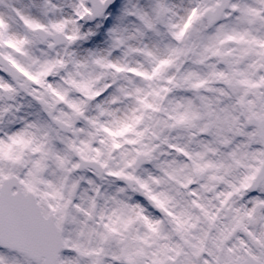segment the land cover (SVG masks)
Masks as SVG:
<instances>
[{"label":"snow or ice","instance_id":"1","mask_svg":"<svg viewBox=\"0 0 264 264\" xmlns=\"http://www.w3.org/2000/svg\"><path fill=\"white\" fill-rule=\"evenodd\" d=\"M256 3L264 7V0ZM92 5L93 16L104 20L103 26L96 25L99 36L88 33L94 37L93 43L107 30L113 47H126L124 55L144 58L161 78V87L153 89L151 81L156 77L133 70L146 85L128 81L130 87H120L113 96L114 103L121 97L143 103L147 90L153 95L165 91L210 94L185 97L161 124L165 131L158 135V141L179 160L155 161L156 172H146L139 178L121 175L140 191L139 204L120 203L121 209L137 212L145 232L156 237L155 244L147 236L138 237L154 248V258L147 264H264V151L252 150L253 145H264V29L255 31L256 26L264 25V12L249 0H193V8L204 15L190 39L185 40L183 28L192 9L180 23L176 18L166 21V30L162 31L146 8L132 9L124 0H92ZM0 8L6 9L0 11V49L7 43L28 62L36 63L23 47L29 41L14 33L21 26L33 30L41 25L15 7L14 0H0ZM154 12L160 17H175L174 9L163 0L155 5ZM130 16L151 33L148 39L152 43L145 42L138 48L126 45L121 25ZM94 62L105 65L102 59ZM51 66L52 62H41L39 72L33 75L25 71V75L39 83V77L47 75ZM13 67L23 71L13 55L0 52V73H7L6 77L0 75V89L11 88L10 81H15L49 116H54L51 106L21 82ZM210 81L222 86L208 87ZM147 107L155 110L150 104ZM193 129L199 137L208 139L195 134L168 135ZM53 145L40 159L31 161L22 175H5L0 167V264H87L82 257L94 255L70 238L65 227L78 226L80 220L75 213L86 215L85 210L79 204L73 208L72 204L53 202L59 189L49 179L45 160L51 156L50 168L64 170L60 149H72L63 138ZM153 149V144L142 145L136 166L143 165L145 158L151 159ZM166 183L174 185V191L163 187ZM197 184L198 189L191 190ZM185 196L190 199L181 198ZM137 254L145 253L140 249ZM128 264L137 262L129 256Z\"/></svg>","mask_w":264,"mask_h":264},{"label":"clouds","instance_id":"2","mask_svg":"<svg viewBox=\"0 0 264 264\" xmlns=\"http://www.w3.org/2000/svg\"><path fill=\"white\" fill-rule=\"evenodd\" d=\"M160 2L162 0H124L132 9L136 6L146 8L152 13L154 24L162 31L166 30V21L176 18V22L180 23L187 10L192 9L189 22L183 28L185 40L190 39L193 30L202 23L204 13L193 8V0H163L174 9L175 17L168 14L160 17L154 12L155 5ZM249 3L264 12V7L256 0H249ZM14 6L41 25V28L33 30L21 26L14 33L19 39L29 41L23 47L36 63L28 62L7 43L0 52L13 55L21 63L23 71L15 67L13 71L21 77L22 83L35 90L51 106L55 115L49 116L44 107L15 81H10L11 88L0 89V167L5 175H22L31 161L40 159L53 148L54 141L60 138L68 141L72 149H60L64 170L50 168L51 156L45 160V170L50 181L59 189V196L52 197L53 202L72 204L73 208L79 204L86 212V215L75 213L80 220L78 226H65L70 238L85 251L94 253L82 257V260L87 264L96 260L100 264H128V257L131 256L137 264H147L154 258L151 255L154 248L147 247L138 237L147 236L152 244L157 242L156 237L145 232L137 212L121 209L120 203H140V191L122 180L121 175L139 178L146 172H156L155 161L179 160L175 153H169L168 148L159 143L157 137L165 131L161 124L168 121L175 105L183 102L185 97L195 99L197 95L210 94L206 91H165L153 95L152 90H147L143 103L123 97L119 103H114L113 96L118 94V89L130 87L128 81L146 85L143 79H137L133 70L149 72L154 77L156 73L144 58L131 53L124 55L126 47H113V38L107 30L101 40L93 43L94 37L88 33L99 36L100 30L96 25L103 26L104 20L93 16L92 0H14ZM0 11L6 12V9L0 8ZM230 15L235 17L234 13ZM232 22L235 23V19ZM121 27V37L127 46L138 48L145 42L152 43L148 39L151 33L135 17H125ZM261 29L264 25L256 26L255 31L260 32ZM141 32L145 34L141 35ZM42 36L45 39L42 40ZM94 59L104 60L105 65L96 64ZM175 59L183 64L180 57ZM41 62H52V66L47 75L39 77L40 82L37 83L36 79H29L25 71L36 74L40 71ZM110 65L123 71H117ZM0 75L6 77L7 73ZM151 83L153 89H158L161 78L156 77ZM221 86L211 81L208 84V87ZM149 104L155 110L147 107ZM193 134L199 137L196 129L168 133L173 137H192ZM145 144L154 145L153 156L145 158L143 165L136 166L135 161ZM252 150L262 152L264 145H253ZM198 186L191 190H197ZM156 187L159 186H153ZM163 187L174 191V185L170 183ZM183 191L187 193L188 190ZM181 198L190 199L186 196ZM164 222L167 223L166 217ZM159 227L162 229L164 225ZM140 249H143L144 255L137 254Z\"/></svg>","mask_w":264,"mask_h":264},{"label":"rangeland","instance_id":"3","mask_svg":"<svg viewBox=\"0 0 264 264\" xmlns=\"http://www.w3.org/2000/svg\"><path fill=\"white\" fill-rule=\"evenodd\" d=\"M102 39V38H101ZM99 41V40H98ZM139 199V198H138Z\"/></svg>","mask_w":264,"mask_h":264}]
</instances>
